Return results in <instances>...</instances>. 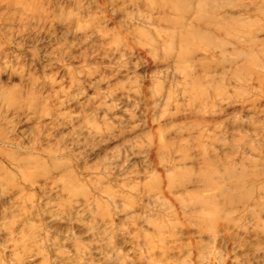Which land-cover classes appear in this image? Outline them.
Wrapping results in <instances>:
<instances>
[{
    "label": "rangeland",
    "instance_id": "1",
    "mask_svg": "<svg viewBox=\"0 0 264 264\" xmlns=\"http://www.w3.org/2000/svg\"><path fill=\"white\" fill-rule=\"evenodd\" d=\"M0 264H264V0H0Z\"/></svg>",
    "mask_w": 264,
    "mask_h": 264
}]
</instances>
